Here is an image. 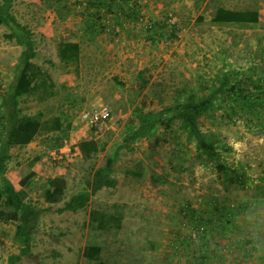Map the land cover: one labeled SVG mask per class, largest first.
I'll use <instances>...</instances> for the list:
<instances>
[{
	"label": "rangeland",
	"instance_id": "obj_1",
	"mask_svg": "<svg viewBox=\"0 0 264 264\" xmlns=\"http://www.w3.org/2000/svg\"><path fill=\"white\" fill-rule=\"evenodd\" d=\"M84 1L12 2V13L31 31L36 49L30 70L36 88L19 98L20 106L40 122L57 117L62 123L59 131L42 130L34 147L11 151L7 178L43 211L31 254L15 264H196L201 255L208 256L207 264H264V0H122L114 15L100 14L97 32H85L94 18ZM131 8L137 9L136 19L128 14ZM217 8L256 11L258 22L212 23ZM7 32L0 26V101L22 52L5 39ZM63 41L79 44L76 63L59 62ZM223 77L238 84L241 96L254 92L248 83L262 81L254 92L260 117L234 97L215 100L199 128L213 143L216 159L172 120L119 151L113 189L94 194L82 210L57 212L70 195L86 189L93 171L122 143L136 111L198 102ZM49 82L50 97L44 94ZM102 104L110 118L86 126L80 113ZM1 116L0 107V123ZM88 139L102 151L83 160L74 146ZM61 148L63 158L53 161L50 154ZM53 177L65 180V196L48 205L43 195ZM212 205L232 215L224 227L207 232L194 216L202 217ZM92 210L98 218L121 216L120 228L97 229ZM7 212L1 201L0 264L19 254L15 222L2 217ZM86 246L100 247L98 260L82 256Z\"/></svg>",
	"mask_w": 264,
	"mask_h": 264
},
{
	"label": "trees",
	"instance_id": "obj_2",
	"mask_svg": "<svg viewBox=\"0 0 264 264\" xmlns=\"http://www.w3.org/2000/svg\"><path fill=\"white\" fill-rule=\"evenodd\" d=\"M122 0L115 2L114 0H86L82 2L86 10H93V20L87 23H94L101 20V15H114ZM127 2V0H123ZM13 0L0 1V26L4 27L8 32L5 34V39L13 41L16 45L22 48L15 64L12 79L9 82L6 91L1 97V123H0V202L9 209L2 217L5 220H13L15 222L14 240L19 244V254L11 255L8 258L9 264H15L22 256L31 254V241L35 230L38 228L40 215L43 212L36 206L27 203L24 199L22 191L6 176V168L9 159L11 158V150L16 147H23L32 142L36 136L42 131H59L62 127L61 120L57 117L40 122L36 118H32L24 113L20 106L19 98L22 95L30 94L36 88L33 84V79L30 75L32 68V60L35 57V46L32 40L31 31L22 25L12 13ZM103 10V11H102ZM102 11V13H100ZM108 12V13H107ZM101 14V15H100ZM130 17L136 19L138 15L137 9H128ZM259 14L256 11H235L225 8H217L211 17L212 23H257ZM98 26V25H97ZM149 27V26H148ZM101 27H99L100 29ZM101 30H104L103 28ZM97 32V31H95ZM79 45L74 41H63L58 45L57 57L63 64L76 63L79 58ZM253 77L249 78V81ZM230 79L223 77L217 84V89L213 93L206 96L203 100L194 101H178L163 107L156 112H141L136 111L133 118L134 123L127 130L125 137L118 146L113 150L112 155L104 158L102 166L96 168L90 180L86 181V189L76 192L64 200L66 182L63 178L53 177L48 180V188L45 190L43 198L48 205L58 204L63 202V207L57 209L58 213L77 212L84 209L91 197L97 192L105 189H113L117 181L112 177V170L115 165L118 153L121 149H129L132 144L138 140L148 137L156 129L158 125L167 124L169 121L177 120L182 123L184 130L188 131L195 146L212 156H216V149L210 141H208L204 133L199 128V119L203 117L209 108L214 105L215 100H227V97H234V102L239 104L243 110L256 113L260 117L256 91L261 90L262 81L255 80L254 84L248 83L251 86V92L247 96H241L238 89V84L230 85ZM253 83V80H252ZM46 89L44 94L50 97L52 83H44ZM45 97L42 96L41 100ZM158 140H155L157 143ZM102 151L97 141L88 139L79 142L74 146L76 152L83 160H88L94 155ZM23 184V182L21 183ZM214 205L209 207L203 216L195 217L200 228L205 227V231L211 232L213 228L221 229L224 227L230 216L229 210H220ZM112 214L102 215L98 218V211L92 210L89 214L91 222H94L97 229L107 230L110 228L119 229L122 217L113 218ZM112 222V223H110ZM110 224H113L112 227ZM101 249L98 246H86L83 249L82 256L88 261H96L99 258ZM208 256L201 255L198 257L196 264H207Z\"/></svg>",
	"mask_w": 264,
	"mask_h": 264
},
{
	"label": "built area",
	"instance_id": "obj_3",
	"mask_svg": "<svg viewBox=\"0 0 264 264\" xmlns=\"http://www.w3.org/2000/svg\"><path fill=\"white\" fill-rule=\"evenodd\" d=\"M138 2L140 3V1ZM109 118L110 109L104 104L92 110H83L80 113L81 121L88 127H94L99 123L107 121ZM50 156L53 161H60L63 158L62 154L59 151L52 152Z\"/></svg>",
	"mask_w": 264,
	"mask_h": 264
},
{
	"label": "crops",
	"instance_id": "obj_4",
	"mask_svg": "<svg viewBox=\"0 0 264 264\" xmlns=\"http://www.w3.org/2000/svg\"><path fill=\"white\" fill-rule=\"evenodd\" d=\"M88 22V21H87ZM238 24V23H237ZM85 32H88L89 30H93V31H98L97 29L96 30H94V27H96V24H94V23H91V24H88V23H86L85 24ZM149 39H151V40H153V37H149ZM132 42H134V41H132ZM77 43V42H76ZM79 45V44H78ZM59 60V59H58ZM60 62V61H59ZM61 63V62H60ZM61 64H63V63H61ZM103 105V104H102ZM35 142H34V140L32 141V142H30L29 144H27L26 146H23V147H16V149H19V148H25V149H30L31 147H34L35 146ZM38 150H40V148H37ZM62 149L63 148H61V149H59V152H62ZM11 151H13V150H11Z\"/></svg>",
	"mask_w": 264,
	"mask_h": 264
}]
</instances>
